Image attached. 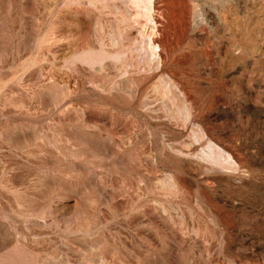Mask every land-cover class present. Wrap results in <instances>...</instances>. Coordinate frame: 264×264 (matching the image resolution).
I'll return each mask as SVG.
<instances>
[{
    "label": "rangeland",
    "instance_id": "1",
    "mask_svg": "<svg viewBox=\"0 0 264 264\" xmlns=\"http://www.w3.org/2000/svg\"><path fill=\"white\" fill-rule=\"evenodd\" d=\"M0 264H264V0H0Z\"/></svg>",
    "mask_w": 264,
    "mask_h": 264
},
{
    "label": "bare ground",
    "instance_id": "2",
    "mask_svg": "<svg viewBox=\"0 0 264 264\" xmlns=\"http://www.w3.org/2000/svg\"><path fill=\"white\" fill-rule=\"evenodd\" d=\"M138 21V20H137ZM150 40L153 42V43H159V44H164L163 40L162 39H159L158 37H154V32L152 30L151 34H150ZM167 40V39H166Z\"/></svg>",
    "mask_w": 264,
    "mask_h": 264
}]
</instances>
